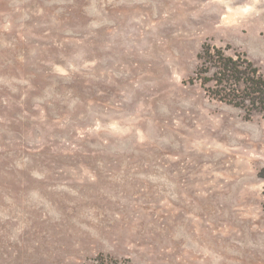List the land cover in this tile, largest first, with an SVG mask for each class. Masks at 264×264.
<instances>
[{
	"label": "rangeland",
	"instance_id": "obj_1",
	"mask_svg": "<svg viewBox=\"0 0 264 264\" xmlns=\"http://www.w3.org/2000/svg\"><path fill=\"white\" fill-rule=\"evenodd\" d=\"M205 43L264 66V0H0V264H264V116Z\"/></svg>",
	"mask_w": 264,
	"mask_h": 264
},
{
	"label": "trees",
	"instance_id": "obj_2",
	"mask_svg": "<svg viewBox=\"0 0 264 264\" xmlns=\"http://www.w3.org/2000/svg\"><path fill=\"white\" fill-rule=\"evenodd\" d=\"M198 56V79L211 98L244 110L248 119L256 114L264 116V66L245 52L229 54L223 47L206 43ZM95 262L120 264L119 260L102 253Z\"/></svg>",
	"mask_w": 264,
	"mask_h": 264
},
{
	"label": "bare ground",
	"instance_id": "obj_3",
	"mask_svg": "<svg viewBox=\"0 0 264 264\" xmlns=\"http://www.w3.org/2000/svg\"><path fill=\"white\" fill-rule=\"evenodd\" d=\"M257 234H259V235H257ZM250 236H251V234H250ZM253 236H255L257 239L256 240H260L261 242H263L264 243V232H261V233H253ZM253 236H252V238H253ZM251 241V240H250ZM259 245V244H258ZM261 245V244H260ZM261 248V247H260Z\"/></svg>",
	"mask_w": 264,
	"mask_h": 264
}]
</instances>
